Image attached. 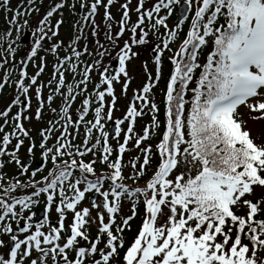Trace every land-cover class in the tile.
Instances as JSON below:
<instances>
[{
  "label": "snow or ice",
  "instance_id": "6c2138e0",
  "mask_svg": "<svg viewBox=\"0 0 264 264\" xmlns=\"http://www.w3.org/2000/svg\"><path fill=\"white\" fill-rule=\"evenodd\" d=\"M9 3L0 264H264V133L249 127L264 123V0H49L32 27L44 0ZM135 60L146 79L128 97Z\"/></svg>",
  "mask_w": 264,
  "mask_h": 264
},
{
  "label": "rangeland",
  "instance_id": "374dc122",
  "mask_svg": "<svg viewBox=\"0 0 264 264\" xmlns=\"http://www.w3.org/2000/svg\"><path fill=\"white\" fill-rule=\"evenodd\" d=\"M132 2H133V5H135L136 0H132ZM0 3H2V0H0ZM21 3H22V0H10L9 7L15 9L16 6L21 4ZM48 3H49V0H46L45 1V8L48 6ZM42 11H43V9L41 8V13L40 14H37L35 12L32 13V16L30 18H28L29 19V27H32V26L36 25L38 19L43 14ZM111 11L118 18L119 12L117 11V6L112 7ZM116 11H117V13H116ZM10 15H11V13H8L9 17H10ZM66 15L67 14L64 13V23L62 24L61 29H60V36L62 38H64V39H67L68 36L70 35V33H71V22H72L71 20L74 19L71 15L69 16V19H67ZM56 18L57 17H53L52 18L53 21ZM133 19H135V16H133ZM97 20L98 21L100 20L99 16L97 17ZM168 23L170 25H173L175 23L174 18L171 17L169 19ZM5 27H6V29H5ZM8 27L9 26H8V23H7L6 19H5L4 11H3L2 8H0V33L5 32L8 29ZM16 36H17L16 31H15V29H13L12 38L15 40ZM19 39H20V43L22 45H29L30 39H31L30 33L27 30H25V29H21ZM24 50L26 51L27 48H25ZM20 55H21V53L18 51L17 52V56L19 57ZM165 55H167V53H165ZM48 59H49V67L46 69L45 73L41 77L42 79H45V80L48 78V76L50 74V71H51V59L52 58L49 57ZM142 60H147L148 61V70L151 71L153 73V76H154V64L152 63L150 56L147 53H145L144 56L142 57ZM28 70H29L30 73L34 71V69L31 67V65H29V69ZM129 74L131 76H133L134 79H133V81H132V83H131V85L129 87L128 97H130L132 95V90L133 89L138 88L139 86L142 85V81L145 82L146 74L144 72V68H143L141 60H135L129 65ZM96 79H97V77L95 75H93V80H96ZM9 93H10V90H7V89L3 93H0V109H3V107L6 105V103L10 100ZM117 95L119 97L118 101H117V108L119 109V111L114 112V116L115 117H119V116L122 115V113L124 111L123 108H125L127 103H128L127 97L120 96L119 85H117ZM79 102H80V98H78L76 104L78 105ZM118 103H119L120 107H118ZM34 104H35V102H34ZM75 106L76 105H74V107ZM241 111L242 112H246L247 110L242 108ZM46 115H48V114H46ZM48 117H50V115ZM42 124L43 123H40V122H37V121L33 120L32 123H31V127L35 130L36 128L40 127ZM25 126L28 127L29 125L26 123ZM249 127L251 128V132H252V135L254 137L264 133V123H256V124L250 123ZM34 134H35V131H33V135ZM82 138H83V129H81V135H80L79 139H82ZM79 139H78V142H79ZM20 155L22 157L25 155V152H24L23 149L21 150ZM131 155H134V153H132V152H130L129 154L126 153V158L128 159V157L131 156ZM126 174H127V170H126ZM85 203H87V202H85ZM123 212H125V213L128 212V207L127 206H125L123 208Z\"/></svg>",
  "mask_w": 264,
  "mask_h": 264
},
{
  "label": "trees",
  "instance_id": "16d2710c",
  "mask_svg": "<svg viewBox=\"0 0 264 264\" xmlns=\"http://www.w3.org/2000/svg\"><path fill=\"white\" fill-rule=\"evenodd\" d=\"M172 18L175 19V15H173ZM185 28H187V23L185 24ZM5 29H6V27H5ZM172 47H174V44L172 45ZM167 55H168V54H167ZM167 55H166L165 60H164V68H163L164 75H163V77H162V79H161L159 85L157 86V88L154 89V91L157 93V102H158V103H159V101H160V99H161V97H160V95H159V90H160L161 88L164 87L165 79L167 78V76H168V74H169V72H170V67H171L170 63H169L168 60H167ZM143 83H144V81H142V84H143ZM91 88H92V85L90 84L89 89H91ZM118 107H120L119 103H118ZM162 107H163V106L161 105V109H162ZM123 109H125V108H123ZM14 110H15V109H13V111H14ZM48 116H49V114L44 116V120H45V121H46L47 119L50 118V117H48ZM161 118H162V117H161ZM149 119H150L149 115H145V116H143L142 118H138L137 123H136V126H135V127H136V131L139 132V131L141 130V128L145 125V123L148 122ZM77 142H78V141H77ZM129 153H130V152H128V154H129ZM125 160H127V158H126V154H125ZM97 167L99 168V165H97ZM6 170H7L9 173L12 172V168H11V167H9V168L6 169ZM126 182L131 183V181H126ZM38 209H40V208H37L36 210H38ZM139 223H140V221H139L138 218L132 222V231H130V232H126V234H125V235H126V238H127L128 240H130V239L132 238V236L134 235V233H135V231H136V229H137Z\"/></svg>",
  "mask_w": 264,
  "mask_h": 264
}]
</instances>
